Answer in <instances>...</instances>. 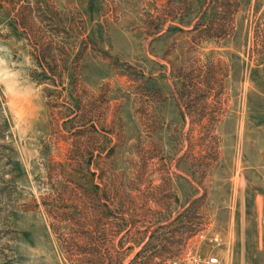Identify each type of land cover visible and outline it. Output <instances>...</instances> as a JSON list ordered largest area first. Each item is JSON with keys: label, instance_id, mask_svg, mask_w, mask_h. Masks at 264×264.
<instances>
[{"label": "rangeland", "instance_id": "rangeland-1", "mask_svg": "<svg viewBox=\"0 0 264 264\" xmlns=\"http://www.w3.org/2000/svg\"><path fill=\"white\" fill-rule=\"evenodd\" d=\"M210 258L264 264V0H0V264Z\"/></svg>", "mask_w": 264, "mask_h": 264}, {"label": "trees", "instance_id": "trees-1", "mask_svg": "<svg viewBox=\"0 0 264 264\" xmlns=\"http://www.w3.org/2000/svg\"><path fill=\"white\" fill-rule=\"evenodd\" d=\"M39 67L42 69V71H43V74L44 75H47V71H46V67H43L42 65H41V63H39ZM116 194H118V192L116 193ZM111 197H109L107 194L105 195V200L100 204L101 205V208L100 209H104L105 211V214H107L108 216H109V218H112V219H114L115 220V223L113 224V228H114V230L113 229H111L109 232H107L106 230H104L103 228H100V227H102V226H104V224H102L101 222H95L94 223V225H95V227H97V228H99L101 231H99V233H100V235L101 236H103L104 238H105V236H109V239L108 240H105L104 238H102V241H103V244H108V245H110V247H108V248H106L105 250H103V251H105L106 252V254H107V257L106 258H108L110 261H112V258L110 257L111 256V251H114L115 249H114V238H115V235H118L119 233H120V228H118V221L120 220V216L119 215H113V213H112V207L115 209V210H117V211H121L122 209H124V206L122 205V204H114V201H111ZM122 212V211H121ZM106 218H108V217H106ZM131 227H133V226H131ZM160 228H163V227H160ZM96 229V228H95ZM98 232V231H97ZM192 234H194L193 233V231L191 232ZM91 234V233H90ZM66 244H68V243H66ZM96 252H98V253H100L101 252V250L100 249H96ZM109 256V257H108ZM115 257V256H114ZM102 259H104V258H102ZM120 259V257H118V259L117 260H119ZM116 264H122L121 263V260L118 262L117 261V263Z\"/></svg>", "mask_w": 264, "mask_h": 264}, {"label": "built area", "instance_id": "built-area-1", "mask_svg": "<svg viewBox=\"0 0 264 264\" xmlns=\"http://www.w3.org/2000/svg\"><path fill=\"white\" fill-rule=\"evenodd\" d=\"M209 264H220L218 259L216 258H210L208 261Z\"/></svg>", "mask_w": 264, "mask_h": 264}]
</instances>
